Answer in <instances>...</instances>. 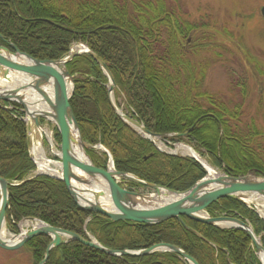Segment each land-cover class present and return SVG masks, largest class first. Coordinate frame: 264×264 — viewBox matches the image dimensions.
Listing matches in <instances>:
<instances>
[{"label": "trees", "instance_id": "16d2710c", "mask_svg": "<svg viewBox=\"0 0 264 264\" xmlns=\"http://www.w3.org/2000/svg\"><path fill=\"white\" fill-rule=\"evenodd\" d=\"M169 1L173 0H0V47L12 51V45L34 60L57 61L68 56L73 44L84 45L109 70L115 106H123L126 116L162 136L168 146L190 147L229 177L264 179V130L243 114L241 104L204 89L207 71L221 57L217 50H228L214 40L207 26L185 19ZM65 68L73 81L69 105L80 137L86 145L106 151H86L96 168L106 170L109 155L116 172L179 193L206 177L195 160L159 152L117 116L108 101L109 81L90 55H75ZM239 86L242 98L246 84L235 88ZM22 118L18 104L0 102V178L9 183L6 228L10 233L18 232L21 221L35 219L116 252L168 244L197 264H260L250 239L240 230L185 217L183 224L175 219L155 226L114 223L82 211L60 180L34 175ZM54 136L60 144L56 131ZM122 185L128 191H149L128 181ZM205 212L211 218L231 217L248 224L264 248V221L252 207L222 199ZM49 243L46 237H35L22 249L30 254L32 264H39ZM44 264L187 263L170 252L112 257L69 241L52 249Z\"/></svg>", "mask_w": 264, "mask_h": 264}, {"label": "water", "instance_id": "95a60500", "mask_svg": "<svg viewBox=\"0 0 264 264\" xmlns=\"http://www.w3.org/2000/svg\"><path fill=\"white\" fill-rule=\"evenodd\" d=\"M260 15L264 19V6L260 9ZM75 47L76 45H72L71 49ZM10 48L12 51L0 47V102L18 104L24 111L28 121L35 128H40V121L43 120L51 123L56 128L60 138V176L57 179L65 185L74 204L79 209L105 217L114 223L131 222L155 226L167 220L175 219L178 223L183 224L181 217H185L191 221L220 229L240 230L250 239L260 264H264L259 258L260 254L264 255V248L248 224L231 217L210 218L203 216L210 205L222 199H231L244 204H248L246 195L264 199V179L253 175L232 178L224 174L209 178L207 174L192 188L179 193L145 183L130 174L116 172L110 157L109 168L106 170L96 168L87 156L86 151L93 148L101 149L104 152L105 150L101 146L92 147L82 141L69 105V99L73 93V81L65 68V64L80 53H69L67 58L57 61H38L19 52L12 45H10ZM84 53L90 55L106 75L109 81L108 101L117 116L138 135L150 141L159 152L168 156H177L175 152L163 151L154 143V139H162V136L148 132L137 121L118 111L112 98L115 84L109 70L93 52L85 48ZM67 86H70L69 91ZM47 87H51L52 99L46 92ZM31 97H34L36 101L29 104L27 100ZM39 103H44L49 111L33 110V107ZM74 134L76 138H74ZM178 136L169 135V137ZM74 143L80 146L85 161H82L74 153ZM190 158L205 170L199 161L193 157ZM122 181H128L147 188L154 192L157 199H160L162 192L173 199L164 201L160 205L148 206L153 199V194L128 191L123 188ZM8 198L9 183L0 178V249L9 252L16 251L35 237H46L50 243L45 251L44 260L39 264L45 263L52 249H57L69 241H75L112 257L134 258L170 252L180 256L187 264H197L190 256L172 245L158 244L139 252H116L103 248L95 241L85 240L76 234L44 225L41 222H38L42 225L41 227L16 236L15 239L5 240L2 238V232L6 226ZM102 200L106 202L103 203ZM28 221L37 222L34 219H28Z\"/></svg>", "mask_w": 264, "mask_h": 264}, {"label": "rangeland", "instance_id": "374dc122", "mask_svg": "<svg viewBox=\"0 0 264 264\" xmlns=\"http://www.w3.org/2000/svg\"><path fill=\"white\" fill-rule=\"evenodd\" d=\"M168 4L176 5L186 15L185 19L207 26L214 40L228 50L224 53L217 50L221 57L207 71L205 91L233 104H241L243 114H247L248 119L254 118L255 123L264 130V19L260 15L264 0H173ZM243 81L246 93L241 98L238 92L240 86L235 87ZM112 98L115 103L114 93ZM117 103L122 106L123 101L118 99ZM122 107L117 108L120 113L123 112ZM154 143L165 152L174 151L175 147L181 145L168 146L160 139H155ZM178 156L188 158L181 153ZM214 171L217 175L222 174L219 170ZM138 192L153 194L143 190ZM250 196L246 195V202L264 221V199L253 196L250 200ZM154 198L148 206L163 203ZM21 224L25 225L24 222ZM28 228L32 229L30 226ZM7 232L5 226L3 235L6 236ZM0 264L32 262L25 249L14 252L0 249Z\"/></svg>", "mask_w": 264, "mask_h": 264}, {"label": "bare ground", "instance_id": "6f19581e", "mask_svg": "<svg viewBox=\"0 0 264 264\" xmlns=\"http://www.w3.org/2000/svg\"><path fill=\"white\" fill-rule=\"evenodd\" d=\"M74 51L75 50H72V52H74ZM67 89L69 91L70 90V86H67ZM46 92H47L48 96L50 97V99H52V90H51V87H47L46 88ZM27 101L29 102V104H31L32 102H35L36 99L34 97H31ZM33 110H39V111H45V112H48L49 111V109L47 108V106L44 103L37 104L35 107H33ZM74 138H76L75 137V134H74ZM73 150H74V153L76 154L77 157H79L80 159H82V161H85V158L83 157V154H82V150H81L80 146L77 143H74L73 144ZM172 152H175L176 154L181 153L184 156L195 158L197 161H199L204 166V168H205V170H206L209 178H213V177L219 176V175H217L215 173L214 169L212 167H210L202 158H200L198 156V154H196L190 147H188L186 145H179V146L175 147V150L172 151ZM39 168H41V166H39ZM164 194L165 193L162 192L161 193V197L158 200H162L164 202V201H169V200H172L173 199L171 197H167L166 194L165 195ZM152 198L157 199V197H156V195L154 193L152 195ZM252 198H253V196H250V200ZM102 202L104 203L106 201L102 200ZM105 204H107V203H105ZM107 205H109V204H107ZM263 208H264V206H263ZM25 226H27V227L30 226L32 229H37V228L41 227L42 225L40 223H38V222H34L33 221V222H27V223L25 222ZM259 258H260V260L262 262H264V255L263 254H260L259 255Z\"/></svg>", "mask_w": 264, "mask_h": 264}, {"label": "built area", "instance_id": "2783aa9c", "mask_svg": "<svg viewBox=\"0 0 264 264\" xmlns=\"http://www.w3.org/2000/svg\"><path fill=\"white\" fill-rule=\"evenodd\" d=\"M51 147H53L51 144H50ZM39 148L38 146H33L32 148V151H31V156H32V159L34 161V163L37 165L38 162L40 161H43V159L41 158V155H40V152H39ZM43 166H48L49 164H51L49 161L47 160H44L43 161ZM46 163V164H45Z\"/></svg>", "mask_w": 264, "mask_h": 264}, {"label": "crops", "instance_id": "0c3cea01", "mask_svg": "<svg viewBox=\"0 0 264 264\" xmlns=\"http://www.w3.org/2000/svg\"><path fill=\"white\" fill-rule=\"evenodd\" d=\"M39 139V133L37 131L34 130V132L32 131V134L30 136V142Z\"/></svg>", "mask_w": 264, "mask_h": 264}, {"label": "flooded vegetation", "instance_id": "af4514ba", "mask_svg": "<svg viewBox=\"0 0 264 264\" xmlns=\"http://www.w3.org/2000/svg\"><path fill=\"white\" fill-rule=\"evenodd\" d=\"M190 42V40H187V43H189Z\"/></svg>", "mask_w": 264, "mask_h": 264}]
</instances>
